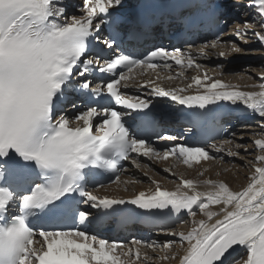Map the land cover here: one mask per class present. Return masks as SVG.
Returning <instances> with one entry per match:
<instances>
[{
  "label": "snow or ice",
  "instance_id": "snow-or-ice-1",
  "mask_svg": "<svg viewBox=\"0 0 264 264\" xmlns=\"http://www.w3.org/2000/svg\"><path fill=\"white\" fill-rule=\"evenodd\" d=\"M121 5L122 0H82L83 14L66 16L58 0H0V264H142L145 259H177L174 252L148 256L141 252L140 241L117 254L123 244L99 238L85 226L91 221L90 209L107 214L128 204L147 213L186 211L192 217L199 209L204 219H193L187 232L171 233L183 249L179 264H226L237 246L246 252L241 264H264V138L253 141L261 154L255 156L249 182L239 191L223 181L182 177L173 191L153 181L154 191H141L128 200L99 197L85 187L94 170L115 174L133 153L163 160L175 157L189 167L213 158L203 147L184 144L161 152L123 119L121 108L143 113L150 106V101L122 91L134 69L155 70L157 61L165 68L169 61L191 68L194 61L179 49L164 47L153 48L143 58L125 52L103 60L89 58L93 41L109 50L116 45L115 35L102 40L100 33ZM250 6L264 27V0H252ZM251 27L246 20L245 37ZM254 34L264 42V34ZM236 36L241 37L240 30ZM232 51L241 49L234 46ZM199 52L205 54L204 48ZM92 75H97L95 87ZM193 85L202 91L185 95ZM72 93L81 104L87 100L88 106L79 110ZM152 94L193 110L210 111L209 106L219 102L241 104L264 120V84L245 91L204 74L193 77L187 88L153 86ZM69 110L75 114L69 116ZM201 185L207 190L200 191ZM77 195L88 208L79 207ZM174 243L167 241L162 247L170 250Z\"/></svg>",
  "mask_w": 264,
  "mask_h": 264
},
{
  "label": "bare ground",
  "instance_id": "bare-ground-1",
  "mask_svg": "<svg viewBox=\"0 0 264 264\" xmlns=\"http://www.w3.org/2000/svg\"><path fill=\"white\" fill-rule=\"evenodd\" d=\"M219 1L222 4L223 3L226 4L228 2L237 3L238 7L242 5L245 8L250 7V4L252 3V0H219ZM253 9H254L253 13L257 15L256 8H253ZM74 10H78L77 6L74 7ZM257 17L258 19L257 18L256 19L261 22V17H259L258 15ZM244 22L245 21H243V23ZM260 25L261 24H259L258 28L255 27L256 26L255 25L254 27L256 29H253V25H252V27L247 30V32H250L249 37L252 38L251 40H248L246 38L242 39L241 37H237L236 31L240 30L241 35H242L244 34L242 32H245V28L243 24L241 26H238L237 24H235L234 26H232L230 32H228L227 34H224L220 40L216 42L213 41L216 43L215 48L211 47L212 44H208L206 47H204L205 54L201 55L199 52V48H195L193 50L194 53L199 54V56L196 59L198 60V62H203V66L199 64V68L192 70L193 72L191 73H186L187 70L181 69L179 70V77H173L169 79V77L167 76L158 75L157 79L154 80L150 78V74H148L146 75V78H148L149 81H151V83H155L158 88H164L166 90L187 88V86L192 83L193 77H197V76L203 77L202 74L200 73L201 71L200 68H204L205 70L208 71V73L206 72V74H208L209 77H211L212 79L221 80L225 82L226 84L239 88L240 90H245V91L259 90V86L261 84H264V80L261 79V75L264 74V70L261 67L259 68L260 69L259 70L257 67L261 66V64L263 63L262 59H264V42H261L254 33L261 32L262 34H264V27H261ZM232 35L235 38L236 37L238 38V39L236 38L237 41L241 40V43H243V45H250L247 43H254L253 45H256L257 43L260 42L261 47L263 48L262 49L263 52L259 51L257 52V55L254 52L252 54H255V56L253 55V57L250 58V60H247L249 61L247 63L257 66V67H254L255 68L254 70L251 69L254 72V74L249 73L250 71L244 68L243 71H241V74L239 77L237 76V73H236L237 77L236 76L233 77L234 75L227 76V78L222 77L221 71L223 68H225L224 66L228 67V65L231 64L232 61H234V58H229L230 55L236 53V52H231L230 47L226 44L227 42L224 41V40L231 39L229 37ZM209 51L215 52L217 56L212 55L211 53H209ZM220 52L225 53L224 56H226V59L224 56L221 57L219 55ZM235 56L237 55H234L232 57H235ZM206 58L216 59L218 61H220V59L222 60L225 59V63L221 65V69L210 68L204 60ZM216 65L217 64H215V66ZM256 73H258V75H255ZM198 91H202V89H198L195 85H193V87L188 89L187 92H185L184 94L185 95L196 94ZM237 105H241V104H237ZM242 113L244 114L245 118L257 116L258 119L255 124L256 127L248 126L243 129H239L238 134L234 136L233 140L230 143H224L227 140H222V141L215 143L212 148V151L216 153H222V157L215 159L214 162L209 161V162H201L198 164L193 163L191 167L184 164L178 167L176 169V172H172V171L169 172L170 173L169 177L161 176L156 173L158 168L160 169L161 167L168 166L169 164L168 162L159 164L158 168L151 166L147 168L146 170H144L142 173H141V170L139 173L135 172L134 174L138 178L132 179V177H128L127 175L123 176L119 185L115 184L109 187H105L102 189L101 193L102 194L109 193V195L113 198H125V197L129 198L131 196H134L135 193L138 194L141 191L145 193H150L154 191L156 184H154L153 181L159 182V186L162 189L173 191L176 189L177 185L179 184L181 177L184 179H192V180H197V181H203L207 179H211L213 181H223L230 187L232 191L241 190L249 182L248 177L253 172L252 164L256 163L255 156L258 154H261L259 150L255 148L253 141L258 138H264V128H262V124H264V120H262V118L259 117L258 115L253 114L250 110H246L244 106L242 108ZM245 149H247V151H245ZM230 152L235 153L236 156L230 155L229 154ZM242 157L245 160H242L241 159ZM224 159L228 160V162L229 160L235 159V161H237L238 163L232 164L231 162H229L226 165H222V161ZM242 164L244 166H242ZM200 173H203V175H200ZM171 175H173L174 178H171ZM136 181L137 183H135ZM199 190L206 191L207 187L204 185H201ZM213 210H218V209L214 207ZM196 213L197 215L195 217H192L191 215L188 216L189 221H188V227L186 229L183 230L181 228H175L176 230L171 229L165 232L164 235L166 236V238L163 239L161 243L162 246L166 242V240L171 239L170 236H172V238H174L176 241V243L173 244L170 250L163 249V247L162 246L160 247L159 244H157L156 247L148 248L145 250L142 248L141 250L142 253L146 252L148 256H151V257H160L165 254H168L169 256H171V254L174 252L177 255V259L175 260L169 259L166 261L159 260V259H151V260L145 259L142 261V264H178L179 263L178 258L180 255L183 254V249L181 248L180 243L178 242V236H173L171 235V233L187 232L193 227V224H192L193 219L195 220L204 219L203 215L200 213L198 208H197ZM127 250L128 249L124 251H127ZM241 257L246 258V256H241ZM137 264H141V262H137ZM237 264H241L240 259L237 262Z\"/></svg>",
  "mask_w": 264,
  "mask_h": 264
},
{
  "label": "rangeland",
  "instance_id": "rangeland-1",
  "mask_svg": "<svg viewBox=\"0 0 264 264\" xmlns=\"http://www.w3.org/2000/svg\"><path fill=\"white\" fill-rule=\"evenodd\" d=\"M243 6H241V10H245V9H243L242 8ZM240 10V11H241ZM247 10H248V12L249 11H252V13L254 12V9L253 8H251V10L249 9V8H247ZM245 12V11H244ZM243 13V12H242ZM253 18H251V17H248V13L246 14V15H240V17L238 16V24L237 23H235V24H237L238 26H241L242 24L244 25V23H243V21H249L252 25H253V29H256L255 27H257L258 28V26H259V24H261V22L259 21V20H257L258 19V17H257V15L255 14V13H253ZM257 18V19H256ZM239 23H241V24H239ZM234 24V25H235ZM233 25V26H234ZM256 25V26H255ZM255 26V27H254ZM238 28V27H237ZM230 32V31H229ZM242 33H244V32H242ZM249 34H250V32H247V36L245 37V36H243L244 34H242L241 35V38L242 39H248V40H251L252 38L251 37H249ZM232 37H234L233 35L232 36H230L229 38H231V39H228V40H224L225 42H227L226 44L230 47V51L231 52H234V51H232V48L236 45L237 47L239 46V48H241V51H239V52H236V53H234V54H232V55H230V57L229 58H234V61H232L231 62V64H229L228 65V70H230V68L232 69V68H234L235 69V73H233V72H231V73H228L227 71H225V70H223V73H226V74H229L228 76H233V77H235L236 76V73H237V76L239 77L240 76V74H241V71H243V69L244 68H246V69H248L250 72L249 73H252V74H254V72L251 70V69H255L254 67H257V66H254V65H252V64H249V63H247V62H249V61H247V60H250V58H252L253 57V55L255 56V54L257 55V52H259V51H262V47H261V44H260V42L259 43H257L256 45H253L254 43H247V44H250V45H243V43H241V40H239V41H237V39L236 40H234ZM233 39V40H232ZM228 42H229V44H228ZM234 45V46H233ZM255 52V54H252V53H254ZM263 52V51H262ZM228 54V53H227ZM234 55H237V56H239V57H237V56H235V57H232V56H234ZM225 57V59H226V56H224ZM225 59H223V61H224V63H225ZM222 59H220V61H221ZM263 61V63L261 64V66H258L257 68L259 69L260 67L261 68H263V70H264V59H262ZM199 64H201L202 66H203V62H199ZM231 65V66H230ZM213 66H215V64H213ZM219 67V65H216L215 67ZM230 66V67H229ZM226 69V68H225ZM234 69H232V70H234ZM260 70V69H259ZM259 70H258V72H259ZM262 70V71H263ZM207 71V70H206ZM257 72V71H256ZM207 73H208V71H207ZM256 74H258V73H256ZM255 74V75H256ZM208 75V74H207ZM203 76V75H202ZM209 76V75H208ZM236 76V77H237ZM230 78V77H229ZM236 156V155H235ZM242 160H245V159H243V157L241 158ZM226 161H228V160H224V162L222 161V165H226V164H228L229 162H231L232 164H236V163H238L237 161H235V159L234 160H229V162H227L226 163ZM242 166H244L243 164H242ZM187 220H189V217H187ZM181 227V229H186L187 227H188V222H186V223H184V225L183 224H181V225H179V227L177 226L176 228H180ZM176 230V229H175ZM171 237V239L170 240H174L175 241V239L174 238H172V236H170ZM170 240H166V242L167 241H170ZM162 245H160V247H161ZM240 259V258H239ZM239 261V260H238Z\"/></svg>",
  "mask_w": 264,
  "mask_h": 264
}]
</instances>
